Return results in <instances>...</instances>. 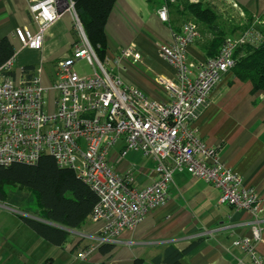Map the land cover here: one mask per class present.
I'll return each instance as SVG.
<instances>
[{"label": "built area", "instance_id": "built-area-1", "mask_svg": "<svg viewBox=\"0 0 264 264\" xmlns=\"http://www.w3.org/2000/svg\"><path fill=\"white\" fill-rule=\"evenodd\" d=\"M26 1L37 30L32 34L15 28V39L22 46L41 49L45 32L65 11L72 14L78 38L70 54L56 63L54 79L47 87L42 83L41 63L28 73L21 69L17 77L6 74L12 72L13 57L0 66V167L15 162L33 164L49 155L96 193L98 201L90 220L102 226L94 237L96 244L83 248L77 257L87 259L99 245H111L123 230L134 228L148 211L164 204L173 173L186 171L219 189L220 204L250 214V236L233 243L250 256L252 264H261L256 245L264 230V209L241 177L219 161L217 150L205 145L192 124L222 74L234 65L236 48L264 43L256 28L260 22L248 24L244 12L231 4L238 12V16L230 15L238 26L235 32L225 36L215 57L195 63L189 62L187 53L199 37L197 25L186 21L178 30L171 29L170 42L159 48L174 79L155 76L168 94L167 100L157 101L122 80L125 61L143 64L134 46L121 48L101 62L82 32L71 0ZM167 9L163 2L156 10L163 23L169 21ZM81 60L90 66V74L75 70ZM121 141L119 160L129 151L153 160L149 184L136 185L134 172L139 168L135 164L117 172L107 161L110 148Z\"/></svg>", "mask_w": 264, "mask_h": 264}, {"label": "crops", "instance_id": "crops-1", "mask_svg": "<svg viewBox=\"0 0 264 264\" xmlns=\"http://www.w3.org/2000/svg\"><path fill=\"white\" fill-rule=\"evenodd\" d=\"M218 1L229 6L234 3L243 12L246 10L253 21L264 23V0H201L216 8L227 32L232 29L230 33L235 32V20L230 19L228 7H219ZM27 2L0 0V37L8 38L14 47L12 76L17 77L24 66L35 68L41 63L42 83L47 87L54 79L56 63L70 54L71 44L78 37L72 14L65 11L45 32L41 49L22 46L15 39V28H24L32 34L37 30L28 15ZM163 2L115 0L104 24L105 56L134 46L143 64L125 61L120 73L122 80L157 101L167 100L168 94L155 76L174 79V72L161 57L159 47L171 40L168 22L182 25L169 7V21L159 20L156 10ZM198 34V39L188 46L187 59L191 63L207 57L202 45L210 34ZM217 83L192 124L205 145L217 150L219 161L241 177L264 209V93L252 91L251 82L238 79L231 70L223 73ZM122 146L123 142H118L107 161L117 172L135 164L139 168L134 172L136 185L149 184L153 160L137 151H129L119 160L117 154ZM219 193L208 182L186 171H175L164 204L148 211L134 228L118 234L110 250L97 247L84 260H77V254L96 244L94 237L102 226L100 222L88 219L79 229H69L64 246H57L28 227L20 210L0 201V264H155L153 258L161 256L168 246L183 251L180 264H252L250 256L233 243L250 236V214L220 204ZM260 237L256 254L264 264V230Z\"/></svg>", "mask_w": 264, "mask_h": 264}, {"label": "trees", "instance_id": "trees-1", "mask_svg": "<svg viewBox=\"0 0 264 264\" xmlns=\"http://www.w3.org/2000/svg\"><path fill=\"white\" fill-rule=\"evenodd\" d=\"M114 1L71 0L85 38L101 62L106 52L104 24ZM164 2L175 11L182 24L194 22L200 34H210V39L202 46L207 57H215L225 36L233 31L227 32L216 8L208 3H189L187 0ZM244 14L248 24L252 23L253 17L246 10ZM168 23L172 30L179 29L171 21ZM256 28L264 41V23ZM14 52L9 39L0 37V66L11 59ZM232 57L234 65L229 70L238 79L250 81L252 91L261 90L264 93V43L240 45ZM33 69L34 66L27 65L22 71L28 73ZM6 74L12 75V72ZM0 201L25 214L23 220L39 236L53 245L64 246L69 235L68 229L83 226L90 219L98 199L96 193L72 171L60 167L51 156L42 155L33 164L15 162L0 167ZM111 246L113 244H101L98 249L108 251ZM182 254L183 251L168 246L161 256L153 258V262L180 264Z\"/></svg>", "mask_w": 264, "mask_h": 264}, {"label": "rangeland", "instance_id": "rangeland-1", "mask_svg": "<svg viewBox=\"0 0 264 264\" xmlns=\"http://www.w3.org/2000/svg\"><path fill=\"white\" fill-rule=\"evenodd\" d=\"M218 5H219V7H228V9H227V13L229 14H232V15H234V16H238V12L234 9V8H232L231 6H229V4H227L226 2H224V1H222V2H219L218 1ZM259 25V24H258ZM261 26V25H260ZM75 28V27H74ZM74 32L76 33V35H77V37H78V32H77V30H76V28H75V30H74ZM75 70L77 71V73H79V74H90L91 72H92V70H91V68H90V66L87 64V63H85V61L84 60H81V61H79V63L77 62V63H75ZM49 97H50V94H47L46 95V98H47V100H49ZM118 143V142H117ZM116 143V144H117ZM115 144V145H116ZM114 145V146H115ZM112 148H114V147H112ZM112 148H110V150L112 149ZM56 257H58V256H56ZM79 258L77 257V260H78Z\"/></svg>", "mask_w": 264, "mask_h": 264}, {"label": "water", "instance_id": "water-1", "mask_svg": "<svg viewBox=\"0 0 264 264\" xmlns=\"http://www.w3.org/2000/svg\"><path fill=\"white\" fill-rule=\"evenodd\" d=\"M82 32H83V29H82ZM83 34H84V32H83ZM84 36H85V34H84ZM85 37H86V36H85ZM31 217L36 218V217H34V216H31ZM36 219H39V218H36Z\"/></svg>", "mask_w": 264, "mask_h": 264}, {"label": "clouds", "instance_id": "clouds-1", "mask_svg": "<svg viewBox=\"0 0 264 264\" xmlns=\"http://www.w3.org/2000/svg\"><path fill=\"white\" fill-rule=\"evenodd\" d=\"M48 18H53L54 19V17H48Z\"/></svg>", "mask_w": 264, "mask_h": 264}]
</instances>
